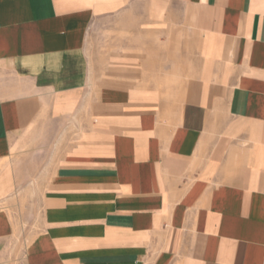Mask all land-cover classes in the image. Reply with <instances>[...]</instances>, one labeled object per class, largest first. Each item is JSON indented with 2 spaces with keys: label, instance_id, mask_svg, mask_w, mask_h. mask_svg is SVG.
Masks as SVG:
<instances>
[{
  "label": "crops",
  "instance_id": "obj_1",
  "mask_svg": "<svg viewBox=\"0 0 264 264\" xmlns=\"http://www.w3.org/2000/svg\"><path fill=\"white\" fill-rule=\"evenodd\" d=\"M33 188L20 264H264V0H0V257Z\"/></svg>",
  "mask_w": 264,
  "mask_h": 264
},
{
  "label": "rangeland",
  "instance_id": "obj_2",
  "mask_svg": "<svg viewBox=\"0 0 264 264\" xmlns=\"http://www.w3.org/2000/svg\"><path fill=\"white\" fill-rule=\"evenodd\" d=\"M116 22L102 24L94 34L93 47L97 51L116 49ZM185 29V28H184ZM186 34L187 30L185 31ZM187 46V45H185ZM189 49L192 45L189 42ZM184 47V49H188ZM35 188L30 190L28 202L20 201L6 207L14 225L12 245L8 252L0 257V264H20L21 258L28 244L34 238L40 221V211L36 200Z\"/></svg>",
  "mask_w": 264,
  "mask_h": 264
}]
</instances>
